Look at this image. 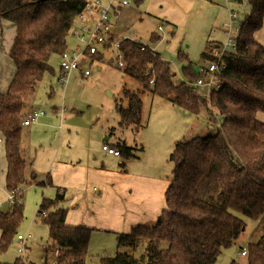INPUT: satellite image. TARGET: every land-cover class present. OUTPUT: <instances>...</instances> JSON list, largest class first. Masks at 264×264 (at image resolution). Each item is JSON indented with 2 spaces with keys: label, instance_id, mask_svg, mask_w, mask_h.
I'll list each match as a JSON object with an SVG mask.
<instances>
[{
  "label": "trees",
  "instance_id": "16d2710c",
  "mask_svg": "<svg viewBox=\"0 0 264 264\" xmlns=\"http://www.w3.org/2000/svg\"><path fill=\"white\" fill-rule=\"evenodd\" d=\"M87 3L0 0V21L9 20L16 26L9 53L15 74L8 89L0 93V134L7 162L6 189L17 192L11 209L0 211V254L11 246L24 218L19 189L27 180L22 148L26 103L43 75L52 71L50 57L66 50L70 29ZM249 5L239 23L235 49L223 53L221 87L208 97L193 83L202 75L201 69L215 60L214 51L222 48L221 42L207 41L196 63L179 50L177 58L183 63V79L179 80L160 52L149 45L142 49L143 43L135 39L120 40L123 74L137 80L143 91L188 113L204 111L216 132L175 141L169 155L172 171L165 191L167 207L153 224H138L129 232L118 233L117 251L100 257L101 264H215L246 229L240 215L264 220V122L257 118L258 112H264V45L255 36L264 26V0H249ZM92 57L101 60L103 54ZM123 94L128 105H116L118 125L139 131L142 98L127 88ZM114 146L125 159L138 156L125 141ZM65 200L59 190L54 198L44 196L37 215L48 210L41 220L49 228V249L60 250L58 263L86 264L93 229L66 223L67 208L61 205ZM262 232L240 249L247 251L244 264H264ZM142 244H146L144 252L138 257L135 252ZM0 264H21V259ZM230 264L239 263L232 260Z\"/></svg>",
  "mask_w": 264,
  "mask_h": 264
},
{
  "label": "rangeland",
  "instance_id": "374dc122",
  "mask_svg": "<svg viewBox=\"0 0 264 264\" xmlns=\"http://www.w3.org/2000/svg\"><path fill=\"white\" fill-rule=\"evenodd\" d=\"M101 1L107 2V0ZM221 1L223 2L222 9L219 3L210 1L204 3V0L193 2L190 0L188 2L190 7L184 9L187 15L186 18L180 15L177 5L171 6L172 2L170 0H160L159 2L143 0L140 3H137L136 0H130V4L123 6L119 15H112V20L116 25L115 37L118 39L124 37L137 38L135 40L141 41L143 45H149L156 49L164 59L170 61L177 78L182 80L181 67L183 63L177 58L179 50L185 52L195 63L201 60V52L209 39H222L223 44L229 42L227 48L233 50V38L236 36L239 26V19L237 18L235 23H229L231 27L226 33L220 34L217 28L212 33V29L206 30L204 35L201 31L196 32L198 26L206 18L212 17L214 19L215 10L219 8L222 15L234 8L238 12L239 18L241 17L240 20L244 18V14L249 9V0ZM199 4H201V7H199ZM160 6L171 15L180 18L179 25H172L175 32H171L169 30L171 26L163 22V36L158 31L153 32L157 30V25L162 22L161 19L158 20L157 15H155L156 17L149 15L151 11L161 13ZM187 12H190V14H187ZM195 12L198 14L197 16H195ZM221 25L222 23L220 27ZM115 58H117V55L114 52L106 50L101 60H96L91 64V74L88 77H83L78 72H74L66 85L62 86L58 81L59 54L55 53L50 57L52 71L46 72L37 83L34 101L32 102V111H42L44 114L30 126H23L24 134L28 130L36 133V136L29 140V155L35 154L38 146L42 143V139L48 138L50 140L58 137L60 132L66 131L70 133V137L83 140L84 147L80 151H86L84 153L88 156L92 154L100 156L106 153L103 151L102 145L106 143V136L111 133V141L121 140L122 138L125 139V142L126 140L129 142V144L126 142L129 146L139 142L140 145L137 144L135 147H131L134 148V151L137 150L140 155L144 152V160L148 168L157 172L162 171L168 175L172 171V164L168 158L175 141L206 136L216 132L213 121L204 111L200 115L191 114L169 100L151 92L143 91L137 80L121 72L120 68L122 66L118 65ZM97 64H100L103 68L98 69ZM124 88L139 94L143 101L142 126L137 135L136 132L133 135L134 132L131 130L116 126L119 119L116 105L118 103L123 106L128 105L123 94ZM198 90L200 93L205 92L204 89L198 88ZM61 110L64 111L63 115ZM213 111L216 113L217 110L214 109ZM221 120L220 117L217 119L218 125ZM112 126L116 127L110 130L109 128ZM131 129L136 131L134 128ZM66 137L65 135L64 138ZM0 150H2V154L0 153V201L3 203L2 209L7 210L11 209L12 203L8 200L9 191H5L4 187L6 162L2 146ZM42 161L43 156L37 159L39 165ZM38 173L39 179L44 178L42 171ZM42 192L46 197L54 196L53 190L49 191L37 184L23 186L24 218L18 227L17 233L27 235V238L22 241L23 244H21L24 246V252L22 253L18 248L20 243L16 235L7 251L0 254V261L12 263L20 257L21 264H50L56 260V248L49 249L51 245L49 228L41 220V217L44 216L37 215L38 206L34 203V201L39 202L41 200ZM240 216L246 223V229L233 245L222 251L216 264H227L232 259L243 261L240 262L243 264L245 257L240 254V249L263 233L264 220ZM102 245L106 249L101 254L97 250L98 246ZM145 245H140L136 249L135 255L139 257L144 252ZM117 249L116 244L99 243L88 250L86 264H101V256L113 255Z\"/></svg>",
  "mask_w": 264,
  "mask_h": 264
},
{
  "label": "crops",
  "instance_id": "0c3cea01",
  "mask_svg": "<svg viewBox=\"0 0 264 264\" xmlns=\"http://www.w3.org/2000/svg\"><path fill=\"white\" fill-rule=\"evenodd\" d=\"M151 1L159 2L160 0ZM170 1L172 2L171 6L177 5L180 15L187 18L184 9L190 7L188 3L190 0ZM192 1L194 2L196 0ZM209 1L212 3H219L220 8L223 3L221 0ZM209 1L204 0V3ZM199 5V7H201V4ZM210 7L212 8V5ZM122 8L123 7L118 8L114 15H119ZM220 8L215 10L214 19L212 17L206 18L204 22L198 26L196 32L201 31L204 35L206 30L212 29V33L213 30L217 28L220 34L226 33L231 27L229 23H235L236 18L239 19V25L241 17L239 18L238 12H236L234 8L228 12L226 11L223 15L220 13ZM249 9L246 13L249 12ZM160 10L162 11L161 13H158V11H151V13H149V15H157V18H159L158 20L161 19L160 21H162L157 25V30L153 32L158 31V33L160 32L162 34L163 22L168 23L171 26L169 30L173 32V26L179 25V16L177 18L171 15L161 6ZM246 13L244 15H246ZM187 14H190V12H187ZM197 15L198 14L195 12V16ZM75 22V26L79 24L78 20ZM221 23L222 25L220 27ZM159 26H162V29H160ZM119 33L122 35L121 32ZM15 34L16 26L14 23L5 19L0 21V93L8 89L15 74V65L9 54ZM255 36L257 40L264 45V26L255 33ZM208 41H219L223 44L222 39H209ZM75 45L76 41L69 32L67 37V48H73ZM59 59L61 61L60 54ZM97 68L101 70L103 67L97 64ZM74 72H78L84 77L81 71ZM33 101L34 95L29 98L26 103L24 110L25 114L32 111ZM61 114H64L63 110H61ZM257 118L264 122V112H258ZM118 121L117 127H119ZM116 126H112L109 129L111 130V128ZM126 129L134 132L133 135H135V132L137 135L140 131H134L131 128ZM69 134L70 133L66 131H62L59 133L58 137L51 138L50 140H48V138L42 139V143L38 146L35 154L29 155V140L34 138L36 133L32 130H28L26 134L23 133L22 148L23 156L27 160V180L19 189L22 194V203L24 202V185H38V183H43V185L40 186L49 191L53 190L54 192V196L49 198H54L57 190L64 192L66 200L61 205L67 208L66 223L68 225H81L93 229L88 250L104 242L117 245L118 233L129 232L132 227L138 224H153L161 211L167 207L165 191L169 184L171 174L167 175L162 171L157 172L148 168L144 160V152L140 155L137 150H135L134 153L138 156L129 159H125L122 155L114 156L106 151V153L100 156L95 154L88 156L84 153L86 151H80L84 147L83 140L74 139L70 137ZM65 135L67 136L66 138H64ZM110 137L111 133L106 136V143L104 144L115 147L114 145L120 140L111 141ZM121 140L124 141L125 139L121 138ZM127 143L129 144V142ZM137 144L140 145L139 142H135V144L131 146L135 147ZM1 146L5 153L4 142L0 134V148ZM0 153L2 154V150H0ZM41 156H43V161L39 165L37 159ZM6 169L7 162L5 166V178ZM39 171H42L44 178L41 177L39 179ZM32 174H34V178L31 176ZM4 187L5 191L8 192L6 185ZM43 197L44 192H42L41 200ZM41 200L39 202L34 201V203L39 207ZM2 210L7 211L1 208L0 211ZM105 249V246L102 245L98 246L97 251L102 254ZM242 251H240V254L245 257ZM232 260H229L227 264H230ZM236 262L242 264L240 262L243 261L236 260Z\"/></svg>",
  "mask_w": 264,
  "mask_h": 264
},
{
  "label": "built area",
  "instance_id": "2783aa9c",
  "mask_svg": "<svg viewBox=\"0 0 264 264\" xmlns=\"http://www.w3.org/2000/svg\"><path fill=\"white\" fill-rule=\"evenodd\" d=\"M130 4V0H107L106 3L101 0L88 1L84 11L79 14L77 20L79 24L76 26L73 24L70 33L76 41V45L73 48H66L60 54V67L58 73V81L62 86L66 85L68 79L74 71H81L84 76L91 74V64L96 61L92 56L98 53H105L106 50L114 52L117 55L115 58L118 65L123 66V52L120 48V40L115 37L116 26L112 20V15L115 11L123 6ZM234 16V15H233ZM162 29V26H159ZM238 31V30H237ZM232 39V38H231ZM235 37L233 38V49L236 47ZM222 44L221 49H216L214 52L215 60L201 69L202 75L196 82L193 83L195 88L204 89V96H209L212 90L219 89L222 81L220 79L222 71L225 67L223 61V53L228 51L227 45ZM142 46V49H144ZM113 50V51H112ZM42 111H30L22 121L23 126H29L42 116ZM103 150L114 156H121L119 150L108 144L102 146ZM17 192H9L8 200L13 203ZM2 203L0 202V209ZM46 211H41L40 216H46ZM26 235L17 234V240L19 241V249L23 253L24 246L21 244L26 239ZM246 249L242 251L243 255H246ZM56 260L50 264H59L58 256L60 254L59 249H55Z\"/></svg>",
  "mask_w": 264,
  "mask_h": 264
}]
</instances>
